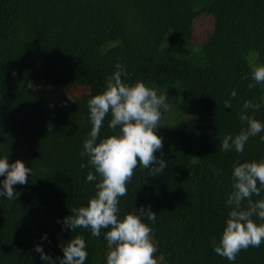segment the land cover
Wrapping results in <instances>:
<instances>
[{"label": "trees", "instance_id": "trees-1", "mask_svg": "<svg viewBox=\"0 0 264 264\" xmlns=\"http://www.w3.org/2000/svg\"><path fill=\"white\" fill-rule=\"evenodd\" d=\"M202 13L211 26L194 41ZM253 61L264 64V0H0V157L32 168L29 182L14 186L16 199L0 196V264H44L37 244L62 257L60 245L75 234L85 238V264H105L103 232L71 233L62 221L94 194L86 181L93 169L80 167L87 165L80 153L91 129L87 101L104 89L117 62L125 82L140 80L170 97L155 130L163 138L155 155L166 168L157 176L134 171L121 216L141 205L156 212L155 223H145L153 228L157 264H264V242L235 262L212 247L230 210L233 164L264 157V132L250 137L242 154L220 151L223 136L243 127V102L264 97V85L250 90V79H242ZM69 83L87 92L52 103L31 89ZM187 108L194 115L182 117ZM170 113L173 121L164 123ZM249 114L264 122V106ZM110 133L106 119L100 136Z\"/></svg>", "mask_w": 264, "mask_h": 264}, {"label": "clouds", "instance_id": "clouds-1", "mask_svg": "<svg viewBox=\"0 0 264 264\" xmlns=\"http://www.w3.org/2000/svg\"><path fill=\"white\" fill-rule=\"evenodd\" d=\"M125 75V68L117 62L115 71L106 78L104 89L87 101L91 129L80 153L87 157V165L82 163L80 167L84 169L90 165L93 169L88 171L86 181L94 184V194L86 205L71 208L70 215L63 218L62 228L69 229L71 233L78 229L89 230L94 237H100L103 232L107 242L105 264H157L153 228L145 223H155L156 212L150 206L141 205L121 216L119 205L120 199L127 195V185L138 167L148 170L151 176L162 174L166 168L165 160L155 155L163 148V138L155 130L161 126V110L169 108V97L166 90L158 92L140 80L129 84L122 79ZM242 79H250L247 84L250 90L264 85V64L253 61L250 75ZM230 96L235 98L237 92L230 90ZM223 105L232 107L230 100H225ZM262 106L264 97L260 101L248 99L243 102L239 114L243 127L238 133L223 136L220 151L234 149L242 154L249 138L264 132V122L249 114V110L255 112ZM106 119L111 133L101 138ZM260 139L264 141V135ZM213 171L218 170L213 168ZM31 173L32 168L22 160L9 162L8 155L0 157V177H3L0 179V196L16 199L14 186L27 184ZM220 174L223 175L222 172ZM262 191L264 157L233 164L231 191L225 200L230 210L219 242L212 241L218 256L235 262L242 250L260 247L264 242ZM44 238L47 239L46 236ZM60 247L63 256L55 258L45 254L39 244L34 250L40 254L44 264H54L55 260L59 264H85L88 252L83 235H71Z\"/></svg>", "mask_w": 264, "mask_h": 264}, {"label": "rangeland", "instance_id": "rangeland-1", "mask_svg": "<svg viewBox=\"0 0 264 264\" xmlns=\"http://www.w3.org/2000/svg\"><path fill=\"white\" fill-rule=\"evenodd\" d=\"M211 26V20L208 16L204 13L200 14L195 20V28L193 34V40L203 41L206 32L209 31ZM31 89L37 94V96L45 101L48 102H62V101H76L78 100L83 94L87 91L85 88L76 85L75 83H69L66 87H51V86H43L41 84H32ZM176 92V91H171ZM170 98V97H169ZM173 98L169 103L173 106ZM162 115L164 110L162 109ZM182 117H191L194 113L191 111L190 108H187L182 112ZM163 117V116H162ZM177 117L181 118V115L178 114ZM173 119V113H170L169 117L166 119L164 123H169Z\"/></svg>", "mask_w": 264, "mask_h": 264}]
</instances>
